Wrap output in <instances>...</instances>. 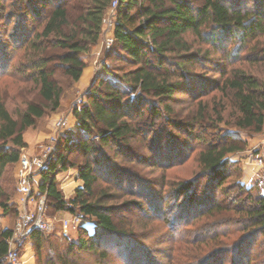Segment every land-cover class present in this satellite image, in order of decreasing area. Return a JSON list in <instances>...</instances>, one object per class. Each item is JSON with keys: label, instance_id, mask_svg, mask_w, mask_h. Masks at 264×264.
<instances>
[{"label": "trees", "instance_id": "16d2710c", "mask_svg": "<svg viewBox=\"0 0 264 264\" xmlns=\"http://www.w3.org/2000/svg\"><path fill=\"white\" fill-rule=\"evenodd\" d=\"M114 1V45L106 54L102 73L90 84L86 103L73 111L81 139L64 138V145L84 157V164L78 168L82 185L68 200L57 191L54 175L69 167L68 159L57 154L39 172L41 182L36 187L37 197L45 195L46 207L94 219L93 232L81 229L84 238L71 243L64 257L56 262L46 258L38 264H74L66 259L73 255V248L94 254L95 264H116L118 260L123 264H160L157 256L117 229L111 216L113 208L105 204L111 196L102 193L95 197L99 171H105L106 177L114 178L119 186L124 181L129 192L137 185L140 194L142 187L128 171L103 163L107 157L93 143L97 139L101 148L115 146L118 154L135 160L139 158L134 145L143 149L150 144L157 164L170 167L181 165L187 158L180 134L204 146L196 154L199 174L170 188L168 196L175 211H169V206L163 212L167 199L160 203L153 192H143L148 200V217L162 219L173 239L182 234L183 227L203 218L210 220L199 236L209 242L216 240L211 246L214 250L197 254L190 264H222L224 255H232V264H251L249 246L264 237V197H253L251 186L239 183L231 189L245 195L242 200L233 196L226 203L215 197L219 191L230 195L222 185L234 166L230 155L240 152L245 143L242 133L260 134L264 127V46L256 41L264 37V0H12L9 6L13 13L8 14L10 20H15L12 34L28 56L22 65L24 81L33 83L40 98L53 109L59 107L63 93L54 80L55 73L66 75L73 83L80 80L90 49L100 40L102 20ZM28 21L31 27L27 32ZM189 35L211 50L194 48ZM216 53L221 56L217 58ZM242 60L247 67L233 66ZM0 62L1 77L8 62L6 58ZM112 62L118 65L109 68ZM197 64L218 78L189 72ZM176 94L185 95L197 110L191 111L189 120L172 124L177 135L164 129L155 132L151 127L156 119L171 123L175 115L171 104ZM145 113L148 116L143 120ZM43 115L42 106L29 103L13 118L0 98V172L18 162L19 149L25 147L22 133ZM207 131L217 133L208 141ZM200 185L204 191L198 194ZM2 207L7 210L5 205ZM135 207L144 213V207L138 203ZM230 212L240 217L234 220ZM236 225L243 236L230 245L221 242L233 237ZM10 238V231H0V264H6ZM43 239L45 235L37 229L26 238L35 245L38 255L44 247ZM109 244L115 250H107ZM124 244V250H117ZM256 264H264V260Z\"/></svg>", "mask_w": 264, "mask_h": 264}, {"label": "rangeland", "instance_id": "374dc122", "mask_svg": "<svg viewBox=\"0 0 264 264\" xmlns=\"http://www.w3.org/2000/svg\"><path fill=\"white\" fill-rule=\"evenodd\" d=\"M11 1L12 0H0V56H4L8 62L6 66L7 69L5 70L6 72L0 77V98L13 118H17L19 113L24 109V106L29 103L44 108V115L35 120L33 127L25 129L22 133V140L25 147L20 148L19 152L20 155L26 154L35 156L48 148H53L51 158L57 154L65 156L68 159L69 167L63 171L68 170V172L66 175L64 174V179L60 181L57 180L56 174L54 176L57 191L65 200H68L74 197L76 189L72 191L69 187L67 188V186L63 188L62 185L64 183L62 182L67 180L66 182L72 183L70 179L75 175V172L78 174V168L84 164V157L81 153L73 152L72 147L69 148L68 145H64V138L69 137L74 141L81 139V132L78 129L73 111L86 103L90 84L102 73V68L106 61V54L111 51V49L105 50V39L113 35L115 11H113L112 16L108 18L112 23V27H102V43L99 42L90 49L80 80L73 83L66 75L55 73L54 80L63 90V93L59 107L53 109L52 105L40 98L33 83L24 81L26 72L24 75L22 74L24 69L22 65H25L28 56L27 53L24 54L21 44L15 43L17 39L14 40L12 34L15 31V20H10L8 15L9 12L13 13V9L9 6ZM76 5H78V3L75 4V7ZM250 5L249 3V6ZM30 25L31 23L28 21L27 32L31 27ZM188 39L193 42L194 48L197 49L201 47L202 52L211 50L210 46L205 44L199 45L197 40L191 35L188 36ZM256 41L259 42V46H264V37H259ZM252 44L253 42L251 45ZM231 46L233 45L231 44ZM215 56L219 58L221 54L216 53ZM4 58L2 57V60H4ZM199 64L193 69H189V72L196 75L203 74L206 77L215 79L218 78V75H215L213 72H204L205 70H202ZM116 65L118 64L112 62L108 66L111 68ZM205 65L207 67V64ZM212 66L216 65L214 64ZM233 66L247 67L248 63L242 60L236 62ZM171 108L175 114L171 116V123L168 124V122H164L161 119H156L151 129H154L155 132L164 129V131H171V133L177 135L178 131L172 124L189 120L188 117H191V111L197 110V106H191L187 97L182 94H176L174 96V103L171 104ZM147 116L148 113H145L143 120H145L144 118H147ZM60 118H64L66 122L62 128L58 130L55 124ZM146 120L150 121L149 119ZM221 128H223V130L226 129L224 126ZM216 133L215 131H207L205 138L209 141ZM242 136L241 140L245 141V143L241 146L242 150L240 152L230 155L229 160L230 162H234V166L230 167L229 176L222 185V188L226 189L230 195H221L219 191V194L215 197L217 200H225L226 203H228V199L233 196H240L237 197L240 200L245 197V195H238L237 189H231V186L235 183L243 184L246 187L251 186L252 196H259L256 180L262 173L259 158L264 154V148L262 147L264 127L260 134L242 133ZM179 139L181 140L184 155L187 158L181 165L170 167H163L157 164L154 158L155 154L151 149L152 145L150 144H148L149 148L143 146V149H138V146L134 145L136 150L135 154L139 158L135 160L131 159V157L118 154L115 146L113 149L101 148L102 145L97 142V139H94L95 142L93 143V146L99 148L98 150L107 157V160L103 163L110 162V164L128 171L141 181L139 185L142 187V192L140 194L137 193V185L133 186L131 192H129L126 189L127 184L124 181L121 183L122 185L119 186L114 178L110 179L106 177L105 171H103V173L99 171L100 173H97L98 181L93 190L95 197H98L102 193L111 196L106 198L107 201L105 200V204L113 208L111 216L114 219L117 229L125 233L132 240L131 242L138 244L149 254L157 256V260L160 264H190L193 258L197 257V254L205 255L211 250H214L211 249V246H213V243L216 241L209 242L207 238H200L199 236L201 230H205L207 224L211 223L210 220H207L208 218L200 219L192 226L183 227L182 234L176 239H173V236H171L168 230V226L161 221L162 219H150L148 217V215L150 216L148 200L145 198L143 192L146 190L149 192L151 191V193L153 192L160 200V203L167 199V203L164 205V208H162L163 212L168 210L175 211L176 208H174V205L171 206L173 200L168 196L170 188L178 182L194 179L199 174L196 154L203 150L204 146L198 142H194L193 139L187 135L180 134ZM166 142H169V140L164 141L163 145L166 144ZM94 156L95 154L92 155V158ZM97 157L100 161L102 160L99 156ZM103 166L104 168L106 167V165H101V167ZM17 168L18 162L13 165L5 166L0 172V231L8 230L11 232L12 240L10 241V245L7 244L10 248L17 249L16 252L19 260L23 262V264H38V262L45 261L46 258L53 259L56 262L58 258H62L66 255V251L71 243H78L81 238H84V233L81 230L83 229V225L88 228H93L94 219H78V221H75L74 217H76V215H71L67 212H57L49 205L46 207L44 199V213L42 219L47 224V230L43 231L45 239H43L44 247L41 254L38 255L35 250V245H33L31 241L29 242L26 240L28 235L24 238L22 244L17 246L18 235L16 228L23 214L21 197L17 192ZM61 172L62 171H59L58 174H62ZM35 177L37 176H34V179ZM77 180H79L78 175ZM79 181L82 183L81 180ZM204 182L205 181H203V183ZM72 186H74V183L70 188H72ZM203 191L204 187L200 185L198 194H201ZM34 193L36 194V192ZM137 203L141 208L144 207V213L146 215L136 209L135 204ZM3 205L6 206L7 210L2 207ZM31 208H33V206ZM230 214L232 216L231 218L234 220L240 217L233 212H230L228 215ZM168 219L170 220L171 217H168ZM238 228H240L239 225L233 227V230H236V232H234L235 234L233 237L229 238L230 240L227 238L220 239L222 240L221 242H227V244L230 245V243H233L232 241L235 242L240 236H243L244 233L237 231ZM86 231L88 233L92 232L91 230ZM86 246L88 247L89 245ZM124 246L125 244L120 245L119 249H116L124 250ZM126 246L129 247L130 245ZM249 247L251 248V264H256L257 262L261 263V261L264 260V237H259ZM106 248L107 250H115L113 244H109ZM97 249L100 250L102 248L97 247ZM71 250H74L73 255L66 257L69 263L95 264L97 258L94 254L85 251L86 249L77 251L80 249L73 248ZM260 252H262V255H256V253ZM223 260L224 262L222 264H232V255H224ZM115 263L123 264L120 260Z\"/></svg>", "mask_w": 264, "mask_h": 264}, {"label": "built area", "instance_id": "2783aa9c", "mask_svg": "<svg viewBox=\"0 0 264 264\" xmlns=\"http://www.w3.org/2000/svg\"><path fill=\"white\" fill-rule=\"evenodd\" d=\"M117 7V2L111 4L110 9L108 10L107 15H105L102 20L104 27H112L111 21L108 20L112 16L113 11ZM113 43V37H108L105 39V50H109ZM66 120L60 118L55 124V126L60 130L65 124ZM262 147L264 148V137L262 141ZM53 153V148H48L42 153L30 156L26 154H21L18 159V168H17V192L21 197V204L23 207V214L21 219L17 223V246L22 244L24 238L34 229L39 231L47 230V224L43 221L42 215L44 213V199L45 195L37 198L34 193V189L37 187V184L34 180V176H37L39 172L48 164ZM259 163L261 165L262 173L260 177L256 180V187L259 192L260 197H264V154L259 158ZM33 206V208H31ZM81 219L79 216L74 217L75 221ZM10 240L7 243L10 245ZM16 248H8V252L4 257L6 264H23L19 260Z\"/></svg>", "mask_w": 264, "mask_h": 264}, {"label": "crops", "instance_id": "0c3cea01", "mask_svg": "<svg viewBox=\"0 0 264 264\" xmlns=\"http://www.w3.org/2000/svg\"><path fill=\"white\" fill-rule=\"evenodd\" d=\"M112 37H113V35H112ZM99 42L100 43H102V34L100 35V40H99ZM98 42V43H99ZM83 82V81H82ZM81 82V83H82ZM80 84V83H79ZM81 85V84H80ZM30 151V150H29ZM68 172V170H66V171H62L61 173L62 174H56V178H57V180L58 181H60V180H62V179H64V174L66 175V173ZM77 175L78 174H76V172H75V175H73V177L70 179V180H72V183L70 184V183H68V182H66L67 180H64L62 183H64L63 185H62V187L64 188L65 186H67V188L69 187V189H71L72 191L73 190H75V189H77V188H79V187H81V185H82V183H80V181L79 180H77ZM37 178V179H36ZM35 182H36V184L38 185L40 182H41V177L38 175L37 177H35ZM74 183V186H72V188H70L71 187V185ZM34 192H36L37 193V191H36V188L34 189ZM85 230H91L92 232H93V228H88L87 226H82ZM92 232H90V233H92ZM27 247V246H26Z\"/></svg>", "mask_w": 264, "mask_h": 264}]
</instances>
